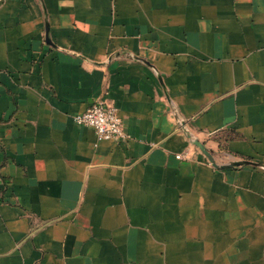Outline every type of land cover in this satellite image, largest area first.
<instances>
[{
	"label": "crops",
	"instance_id": "1",
	"mask_svg": "<svg viewBox=\"0 0 264 264\" xmlns=\"http://www.w3.org/2000/svg\"><path fill=\"white\" fill-rule=\"evenodd\" d=\"M0 264H264V0H0Z\"/></svg>",
	"mask_w": 264,
	"mask_h": 264
},
{
	"label": "built area",
	"instance_id": "2",
	"mask_svg": "<svg viewBox=\"0 0 264 264\" xmlns=\"http://www.w3.org/2000/svg\"><path fill=\"white\" fill-rule=\"evenodd\" d=\"M74 120L79 125L93 127L98 140L127 138L123 121L116 108L103 101H94L85 110L76 114ZM177 157H181V154Z\"/></svg>",
	"mask_w": 264,
	"mask_h": 264
},
{
	"label": "water",
	"instance_id": "3",
	"mask_svg": "<svg viewBox=\"0 0 264 264\" xmlns=\"http://www.w3.org/2000/svg\"><path fill=\"white\" fill-rule=\"evenodd\" d=\"M201 146H203V145H201Z\"/></svg>",
	"mask_w": 264,
	"mask_h": 264
}]
</instances>
